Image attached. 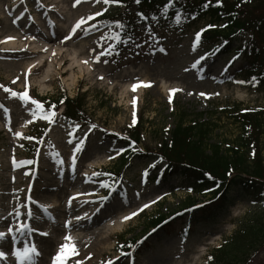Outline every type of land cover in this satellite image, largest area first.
<instances>
[{"label":"rangeland","instance_id":"374dc122","mask_svg":"<svg viewBox=\"0 0 264 264\" xmlns=\"http://www.w3.org/2000/svg\"><path fill=\"white\" fill-rule=\"evenodd\" d=\"M122 11L118 3H105L104 0H0V207L3 208L0 213L5 217L1 231L8 238V225L18 229L27 223L24 208L30 205L32 215L35 208H40V221H30L31 228L37 231L27 233V237L22 238L25 243L18 241L9 253L0 247V251L5 252L4 262L17 264L12 252L34 244L40 248V255L33 259V264H40L39 257L46 256L44 252L49 246L43 240L49 238L57 252L63 236L54 231L55 222L62 225L64 219H70L81 220L79 223L86 228L106 225L110 229L108 239L101 243L86 242L75 248V254H70L65 264H108L109 261L111 264H207L210 252L236 229L235 220L250 210L247 202L239 201L231 207L232 214L220 224L198 225L186 237L180 221L169 231L151 230L148 223L152 217L175 213L193 195L169 190L178 184L185 186L181 176L175 181L168 178L158 184L146 176L145 171L154 163L150 158L134 161L125 171L123 182L113 189L114 194L107 195L102 187L107 181L101 179L99 176L103 174L97 171L117 167L121 145L111 144L103 137V131L124 136L137 122H142L138 146L150 153L159 148L184 113L186 123L198 120L210 123L208 143L220 144L224 149L239 132L223 115L225 105L264 109V95L247 90L239 80L228 82L231 75L227 73L232 70L227 69L229 65L237 67L234 74L247 68L241 50L225 56L196 45V33L202 32L203 22L161 41L140 34L128 44L114 47L116 22H111V14ZM97 12L106 13L108 18L99 21L100 16H94ZM89 16L94 19L87 20ZM31 18L38 27L30 23ZM81 18L87 23L73 33V27ZM92 24L97 27L92 29ZM86 27L88 32L83 30ZM15 32L21 33L17 39L24 49L16 53L3 51L9 34ZM250 42L249 36L244 37L239 47L247 51ZM36 46L40 47L38 52L31 54ZM252 46L264 48L257 41ZM58 53L66 55V62L60 54L57 56ZM205 54V59L193 68L192 65ZM38 59H42L41 69L36 67ZM29 63L35 68L24 69ZM125 73L135 76L121 79ZM136 82L147 86H141L140 91H123ZM4 88L10 91L5 92ZM172 89L178 91L171 92ZM25 91L30 97L27 102L19 96H11V92ZM62 91L69 97L85 93L84 109L94 122V129L89 131V127L64 123L58 114L51 122L44 119L51 112L46 106L47 99L60 97ZM31 100L37 101L41 108L36 109ZM33 123L35 127L27 139L23 133ZM16 132L21 135L16 136ZM81 140L83 148L75 152ZM35 145L36 150L31 154L28 149ZM257 147L264 163V131ZM89 161L94 165L87 166ZM161 170L162 166L157 172ZM102 196H107L103 202ZM70 199L76 206L68 205ZM89 199L92 202L85 204ZM146 203L150 206L143 208ZM63 205L68 209L67 218L62 217L60 206ZM141 208L143 210L138 211ZM137 211L136 216L124 220L125 216ZM182 222H187V216ZM40 232L47 233L44 235L47 237ZM128 239L144 243L139 250L123 254L120 247L122 241ZM7 242L12 243L11 237ZM50 257H46L45 264L50 262ZM4 262L0 259V264ZM247 264H264V247Z\"/></svg>","mask_w":264,"mask_h":264},{"label":"trees","instance_id":"16d2710c","mask_svg":"<svg viewBox=\"0 0 264 264\" xmlns=\"http://www.w3.org/2000/svg\"><path fill=\"white\" fill-rule=\"evenodd\" d=\"M125 13H118L123 27H118L119 39L129 41L140 31V24L145 26V33L150 38H159L165 34L204 22L208 27L201 42L206 47L217 48L231 55L233 38L239 50V40L246 34L250 35L247 51L243 60L246 69H239L233 77L240 79L248 89L264 95V48L252 46L254 41L264 45V0H174L164 11L168 0H120ZM134 11L129 14V10ZM180 14V22L175 20ZM222 25L223 29H217ZM239 36V38H238ZM63 105L66 119L89 124V117L84 111L83 95L74 99L62 96L55 102V108ZM223 115L239 129L237 136L224 149L220 144L208 143L207 138L212 125L200 120L186 123L183 113L168 139L162 140L155 156L164 162L166 171L162 181L167 178L183 177L185 186L178 185L175 190L192 193L177 210L187 209L204 202L205 197L211 203L204 204L190 216V225H206L220 223L229 215V207L236 201H246L252 210L238 219L233 234L224 240L220 248L211 252L208 264H247L249 259L264 247V166L263 159L257 149L264 131V109H241L238 104L225 105ZM201 118V114L197 115ZM141 123L133 128L128 139L119 140L128 148V141H141ZM106 136H111L105 133ZM250 152V153H249ZM132 150L126 149L118 163V172L134 156ZM117 176H119L116 173ZM116 182V181H115ZM233 194V195H232ZM199 202V203H200ZM170 216L157 215L149 221L150 227H158ZM171 221L165 226L167 227ZM133 242H126L124 249L131 248Z\"/></svg>","mask_w":264,"mask_h":264},{"label":"bare ground","instance_id":"6f19581e","mask_svg":"<svg viewBox=\"0 0 264 264\" xmlns=\"http://www.w3.org/2000/svg\"><path fill=\"white\" fill-rule=\"evenodd\" d=\"M21 37V33H17L15 32L14 34H9L8 36V39H7V43L5 44V47L3 48V51L7 50V51H14V52H17V51H21L23 50L24 48L23 47H20V41L17 39ZM37 48H40L39 46H36L34 49L36 50H33L31 51L30 53L31 54H36L38 52ZM82 49V47L80 48V50ZM43 51V50H42ZM50 53V52H48ZM60 53L57 54V56L59 55ZM47 58H48V54H47ZM60 58L62 59L63 62H66L65 61V58H66V55H63L62 53L60 54ZM42 59H38L36 60V67H38V69H41L43 67V63L41 62ZM29 66H31L32 68H35L33 66L32 63H29L24 69H30ZM73 67H76V66H73ZM73 67H69V69H73ZM129 76H135L134 73H131V74H123L121 76V79H126L127 77ZM95 80V78H93ZM72 82H74L72 80ZM37 83H40L39 81H37ZM135 84H140V82H136ZM134 85V84H133ZM141 90V87H137L135 91H140ZM123 91L125 93H130L131 91H133L132 89V85L131 86H126ZM1 131H2V128H1ZM94 164L92 163V161H89V166H93ZM0 184H2V180L0 181ZM74 200L73 199H70L68 201V205H70L71 207L73 206H76L74 203ZM54 203H56V201L54 200ZM85 204H90V201L86 200L84 201ZM34 204H36L34 202ZM36 206V205H35ZM38 206V204H37ZM40 206V205H39ZM61 208V211H62V214H63V218H67L68 216V209L65 207V205L63 206H60ZM39 209L40 208H35V211H34V215L33 217H31V222L33 221L34 223L36 222H39L40 219H39ZM1 211H3V208L0 209ZM4 217V214H1V219H0V228L2 227V223L5 222V217ZM82 219V218H81ZM65 221V223H63ZM62 222V225L58 222H55V228L54 231H58L59 232V235L61 234L63 236L62 238V241L61 243L62 244H69L71 247H74L77 248V247H82V245L86 242H96V243H101V242H104L106 239H108V231L110 229V227L106 226V225H103V226H97L95 228H86V225H81L79 222V220H70V219H67ZM61 225V226H60ZM8 228H11L13 229V231L10 233V236L11 239H12V243H6V239L8 240L7 236L5 235V238H4V242H3V248L5 250H7V253L11 252L13 250V247L14 245H16V243L19 241V244L21 243H25V240L21 239V236L17 233V230L15 229L14 226H10L8 225L7 226ZM26 232H29V231H26ZM41 233V232H40ZM41 235V234H40ZM43 237H47V236H44V235H41ZM64 237H69L70 239L69 240H65ZM44 242L48 243L49 246L48 248L45 249L46 252H44V254L46 256H40V264H45V262L47 261L46 257H50L49 259V263L48 264H52V257L55 256L56 252L54 251V243L49 239H44L43 240ZM37 250L38 252L40 251V248L37 247ZM70 257V255L68 256V258ZM35 258V257H34ZM67 258V259H68ZM3 262H4V259H1ZM4 264H11V263H8V262H4ZM12 264H15V263H12Z\"/></svg>","mask_w":264,"mask_h":264},{"label":"snow or ice","instance_id":"6c2138e0","mask_svg":"<svg viewBox=\"0 0 264 264\" xmlns=\"http://www.w3.org/2000/svg\"><path fill=\"white\" fill-rule=\"evenodd\" d=\"M78 2V0H77ZM105 3H119L120 0H104ZM174 2V0H168V4L165 5V8H164V11L166 12L167 11V8L169 5H171L172 3ZM220 0H217V3H219ZM137 3H139V0H137ZM103 14V12H97L94 14L95 17H99ZM94 16H89L87 18V20H92L94 19ZM180 14L177 13L176 16H175V20L177 23L180 22ZM87 21L84 19V18H81L79 21H77V23L75 24V26L73 27L72 29V32L75 33L76 29H79L81 28L82 25L86 24ZM92 29H95L97 27L96 24H92L90 26ZM116 27H123V25H121L118 21L116 22ZM208 27H213L212 25H209ZM85 32H88L89 31V28H84L83 29ZM201 33L198 32L196 33V42L198 43L199 41V37H200ZM67 38V37H66ZM117 40L119 39L118 35L115 37ZM195 50V48L193 49ZM103 54V53H102ZM207 54H205V56H201L193 65L192 67L195 68L201 60H204L205 57H206ZM84 63H87V61H84ZM187 71V69H185ZM141 86H147L143 83L141 84H134L132 85V89L133 91L136 90L137 87H141ZM5 92H9L10 90L8 88H4L3 89ZM175 91H178L177 89H172L171 92H175ZM201 96H204L205 94L204 93H200ZM11 96L13 97H16V96H19V99L22 100V101H29L30 100V97L28 96L27 92H23V93H16V92H11ZM133 103H135V101H133ZM31 104L35 105L36 109H40L41 108V105L35 101V100H31ZM5 111H7L5 109ZM33 115H36L35 112L32 113ZM55 117V112H49L47 116L44 117V119H48L50 122H51V119ZM78 127V125H77ZM92 127H95L94 125ZM89 131H91V129H89ZM21 133L19 132H16V136H20ZM83 145H84V141L81 140L76 146H75V149L74 151L75 152H80L83 148ZM124 151L123 149H120L119 152H117V155L120 154V152ZM112 157H109V159H111ZM74 159H73V163H74ZM13 163L15 164V161H13ZM31 163V162H29ZM154 166V165H153ZM146 175V171L144 173ZM102 187H105V188H108L109 186L107 184H102ZM107 199V196H102L100 197V200L101 202H103L104 200ZM154 203V201L152 202ZM150 205L149 204H144L143 205V208H147L149 207ZM143 208L139 209L138 211H142ZM44 211H46V209H44ZM97 211H99V209H97ZM138 211L137 212H132L130 215L128 216H125L124 217V220H129L131 219L132 217L136 216L138 214ZM77 219H79V217H77ZM24 229H27L29 231V233H31L32 231H37V229L35 228H31L28 224H24L22 225L21 228H18L16 229L17 231H22ZM13 231V229L9 228L8 229V233H11ZM41 235H47V233H43L41 232L40 233ZM4 238H5V232L3 231H0V247H3V242H4ZM65 240H69L70 238L69 237H64ZM70 254H75V249L74 247H71L69 244H61L60 247H59V250L56 252L55 256L52 257V264H65V261L67 260L68 256ZM40 253L38 252L37 250V247L34 245V244H28V245H25L23 247L22 250H16V251H13L12 252V256L15 257L16 261H17V264H33V259L34 257H37L39 256ZM5 258V252L4 251H0V259H4ZM108 264H111V261L108 262Z\"/></svg>","mask_w":264,"mask_h":264}]
</instances>
